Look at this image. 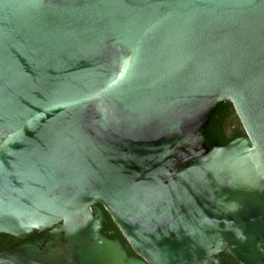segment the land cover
<instances>
[{
  "label": "water",
  "instance_id": "water-1",
  "mask_svg": "<svg viewBox=\"0 0 264 264\" xmlns=\"http://www.w3.org/2000/svg\"><path fill=\"white\" fill-rule=\"evenodd\" d=\"M51 226L53 264H264V0H0V233Z\"/></svg>",
  "mask_w": 264,
  "mask_h": 264
},
{
  "label": "flooded vegetation",
  "instance_id": "flooded-vegetation-1",
  "mask_svg": "<svg viewBox=\"0 0 264 264\" xmlns=\"http://www.w3.org/2000/svg\"><path fill=\"white\" fill-rule=\"evenodd\" d=\"M219 117L220 132L224 140L223 145L243 135V131L239 128V122L231 107L226 108L225 111L220 113ZM94 207L101 211L103 217L100 223V234L107 239L118 241L128 257H137L102 205L95 203ZM55 227H47L21 237L0 233V264H8V261L1 259L2 253H9L14 250L17 253L13 258L18 259L20 264H45V255L52 259L47 264H53L54 252L57 251L59 244L64 241L61 238L62 234L57 232ZM219 258L224 264H237L224 252L219 253Z\"/></svg>",
  "mask_w": 264,
  "mask_h": 264
},
{
  "label": "trees",
  "instance_id": "trees-1",
  "mask_svg": "<svg viewBox=\"0 0 264 264\" xmlns=\"http://www.w3.org/2000/svg\"><path fill=\"white\" fill-rule=\"evenodd\" d=\"M228 107H231L228 101L217 103L212 110V116L205 129V135L207 138L212 142L216 141L220 145L224 144V140L220 132V124L218 120L220 118V113L225 111ZM231 261L233 262L232 259Z\"/></svg>",
  "mask_w": 264,
  "mask_h": 264
}]
</instances>
